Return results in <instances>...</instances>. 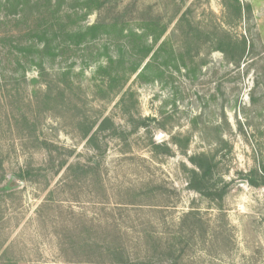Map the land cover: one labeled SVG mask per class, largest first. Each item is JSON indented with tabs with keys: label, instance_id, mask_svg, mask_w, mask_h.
Segmentation results:
<instances>
[{
	"label": "rangeland",
	"instance_id": "rangeland-1",
	"mask_svg": "<svg viewBox=\"0 0 264 264\" xmlns=\"http://www.w3.org/2000/svg\"><path fill=\"white\" fill-rule=\"evenodd\" d=\"M76 1L63 5L69 26ZM237 1L240 11L234 0L108 2L106 19L119 2L129 18L167 26L154 46L166 42L160 76L111 89L97 73L109 41L67 46L40 71L29 46L54 20L47 1L14 15L0 0V264H115L94 251L115 238L130 264H171L168 247L178 264H264V0ZM228 42L234 52L217 49ZM105 118L93 152L84 135ZM200 154L228 186L222 201L188 187ZM75 162L92 169L62 182ZM191 212L199 221L183 217Z\"/></svg>",
	"mask_w": 264,
	"mask_h": 264
},
{
	"label": "trees",
	"instance_id": "trees-1",
	"mask_svg": "<svg viewBox=\"0 0 264 264\" xmlns=\"http://www.w3.org/2000/svg\"><path fill=\"white\" fill-rule=\"evenodd\" d=\"M47 11L52 16V22L47 23L48 28L46 30L36 31V37L38 38V44L35 46L32 44L29 46L31 49L37 52V57L39 62L37 64L40 71H43L44 64L43 60L53 61L57 57L61 56L62 50L69 47H78L88 42L95 41L100 38H105L107 41L112 44L114 48L113 54L105 53L106 62L105 65H99L97 68V73L103 72L109 87L113 89L115 83H121L122 80L128 79L136 75V79L139 81L151 82L156 80L161 74V68L154 67L153 62L157 60L161 52L165 51L166 42L163 41L155 50L154 46L161 40L164 33L167 30L166 24L159 22L157 20H145L142 18H129L127 12L120 11L118 9V3L115 2L113 5L112 12L115 13V18H104L101 16V12L107 9V6L110 5L108 2L111 0H77L74 5L75 9L78 11H73L78 17L79 21H76L74 26H69L68 21L64 20L67 18L70 20L73 15H64L65 18L60 16L66 14L63 5L69 0H46ZM40 0H4L5 6L10 8V12L14 15H24L27 14L29 9L32 7H37ZM234 4L238 6L240 11V5L237 0H234ZM109 9V10H111ZM98 13L100 16L97 20L91 25L82 26L79 22L83 21L88 15L92 13ZM240 13V12H239ZM152 38L151 43L149 44L148 39ZM232 43H226L225 47L220 44L217 48L222 53H231L234 52ZM107 50L108 47H105ZM239 50H241V57L238 62H240L243 54L245 53L246 42L242 40L239 44ZM130 55L133 60L128 62L126 56ZM150 57V61L145 63V60ZM174 57V52L170 50L167 57L164 59V65L170 63ZM174 61V60H173ZM127 67V68H126ZM176 67V66H175ZM114 83V84H113ZM106 125H111L112 123L109 118L102 120L101 124L97 128V131L90 134V127L84 135L87 139L88 148L95 152L98 151L97 133L102 132L106 129ZM114 134L116 133L115 128H113ZM153 146L157 149L160 148L159 145ZM189 162L192 166L190 169H186L188 174V187L190 190L199 194L210 201H222L224 196L227 193L226 184L219 186V183L214 178V164L212 159L204 154L192 156L189 158ZM66 164L62 162L59 165V169L65 167ZM91 170V167H86L85 164L80 162H75L74 164H69L66 167V175L62 182H67L74 175H86ZM260 177L263 182H260L264 185V168L262 169ZM251 185H258L253 181L250 182ZM184 218H192L194 222H197L196 216L193 212L185 214ZM178 239V237L176 236ZM155 243L157 244V240ZM159 242V241H158ZM105 244L99 245L94 248V251H101L100 254H110L113 257V262L115 264H130L131 258L128 254V251L119 239L115 238L114 241H104ZM180 243V242H179ZM87 250H93L92 247H86ZM169 251L170 257L172 259L171 264H178L180 256L174 257V255L179 254L180 249L177 250L174 247H168L166 249ZM182 252V251H181ZM159 264H162L160 262ZM169 264V263H168Z\"/></svg>",
	"mask_w": 264,
	"mask_h": 264
}]
</instances>
